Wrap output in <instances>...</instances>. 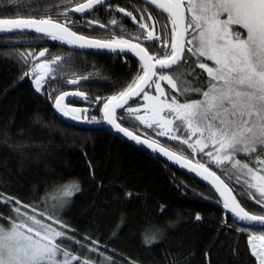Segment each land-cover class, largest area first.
I'll list each match as a JSON object with an SVG mask.
<instances>
[{
	"label": "snow or ice",
	"instance_id": "snow-or-ice-1",
	"mask_svg": "<svg viewBox=\"0 0 264 264\" xmlns=\"http://www.w3.org/2000/svg\"><path fill=\"white\" fill-rule=\"evenodd\" d=\"M67 2L70 0L63 4L64 11L58 13L65 17L64 23L57 22L51 14L39 19L32 14L27 18H0V34L34 30L73 47L116 55L131 52L138 57L141 70L123 90L90 101L93 106L103 104L102 120L95 116L89 119L88 108L68 106L69 96L90 100L81 91L56 95L55 109L75 121L105 122L126 137L190 167L197 174L206 173L204 179L212 178L213 187L223 198V208L235 221L242 222L237 231L248 235V245L257 264H264V234L257 235L253 227L264 230V215L247 211L233 194L234 189L205 163L197 161L193 165L187 157L160 146L156 140H142L118 122L132 117L147 128L157 129L158 136L186 145L193 155L207 156L208 163L218 169L228 168L223 174L230 180L234 177L236 183L241 184L240 195L264 209V155L261 154L264 153V0H144L154 6L160 16L166 15V21L153 17L147 8L136 9L140 12L139 20L124 7L109 9L131 17L137 31L127 32L122 21L113 18L110 25L119 28V34L114 31L106 39L73 31L71 25L77 21L70 19L68 12L87 14L107 0H83L72 8H68ZM84 23L89 28L97 24L101 28L108 27L98 20ZM46 52L19 54L26 63L28 59L38 60L31 72L25 73L34 75L37 92L42 91L56 71L54 66L63 60L61 56L39 59L45 57ZM182 67L191 68V71H182ZM197 68L202 72L198 74ZM174 69L177 70L175 74ZM189 76L195 80H189ZM89 79L91 76L76 77L67 83L78 85ZM162 82L170 91H166ZM153 88L154 94L150 91ZM193 95L200 98L190 99ZM49 98H52L51 93ZM133 98L142 101L135 108L128 106ZM118 110L126 115L118 117ZM253 154L256 155L254 162L250 160ZM239 155L249 159L242 161ZM79 190V183L70 181L56 190L55 196L44 197L42 205L22 206L30 208L31 212L22 210L19 206L22 202L17 200L18 206L13 208L15 218H7L10 227L5 229L0 225V264H94L89 258L63 247V241L84 247L74 236L68 235L65 231L68 224L60 215ZM13 199L0 194V203L7 204ZM201 219L197 214L196 220ZM154 242L155 236L150 241L145 240V243ZM88 250L99 251L91 246Z\"/></svg>",
	"mask_w": 264,
	"mask_h": 264
},
{
	"label": "trees",
	"instance_id": "trees-1",
	"mask_svg": "<svg viewBox=\"0 0 264 264\" xmlns=\"http://www.w3.org/2000/svg\"><path fill=\"white\" fill-rule=\"evenodd\" d=\"M77 1L67 2L68 8ZM65 2L0 0V18H27L32 14L39 19L51 14L54 19H62L58 13L64 11ZM148 5L153 17H157L159 11ZM68 15L76 18L73 13ZM116 19L122 21V26L126 24L125 18ZM25 40L34 43L1 44ZM47 46L48 39L41 34L0 36V194L14 198L7 204L0 203V221L8 222L7 216L18 206L17 200L25 210L23 205L32 204L61 184L77 181L80 191L65 216L80 232V236L68 235L86 244L80 246L81 257L93 262L108 257L110 264H257L248 235L237 231L241 225L207 186L116 137L102 128V123L81 128L62 121L54 112L53 101L67 89V77L91 76L82 81L80 89L95 100L123 90L141 70L140 63L133 57L84 52L58 41L42 59L61 56L63 60L54 66L56 71L42 91L37 92L34 75L25 73H30L38 61L28 59L26 63L19 54L39 53ZM196 72L202 70L197 68ZM188 79L195 80L191 76ZM89 114L102 120L100 106ZM117 115L125 116L122 111ZM121 123L195 162L206 163L234 189L246 210L264 215L260 205L240 195L241 187L213 164L193 155L191 149L153 131L147 133L129 118ZM197 214L202 217L199 221ZM84 235L101 242L95 247L98 252L83 253L87 245L93 247ZM153 236L156 242L145 243ZM72 248L78 253L77 248Z\"/></svg>",
	"mask_w": 264,
	"mask_h": 264
},
{
	"label": "flooded vegetation",
	"instance_id": "flooded-vegetation-1",
	"mask_svg": "<svg viewBox=\"0 0 264 264\" xmlns=\"http://www.w3.org/2000/svg\"><path fill=\"white\" fill-rule=\"evenodd\" d=\"M81 2H83V0H78L77 2L73 3L70 7L72 8L76 3H81ZM119 7H124L126 9V11H132L133 15H135L137 17V20L140 19V12L136 11V9L147 8L148 11H149L150 8H151L144 1H140V0H112V1L102 5L100 7H98L95 11H92L90 13L84 14L82 16H79V15H77L75 13H73V14L76 15V18L71 16V15H68V17L70 19L77 21V23L75 25H71L72 30L73 31H77V32H79L80 34H83V35H89V36L94 37V38H100V39L110 38L112 33L114 31L116 32V29H119V28H116L114 26H111L110 25V21L113 18H117L118 17V18H125L126 24L124 26H122V27L125 28L127 30V32L135 33L137 31V25L133 23L131 17H125L121 13L109 10V9H117ZM152 7L155 8L154 6H152ZM153 8H152V11H153ZM146 15H147V13H145V16ZM153 15H155V14H153ZM156 18L161 20V22H163V19H162L163 16H160L159 13L157 14ZM91 20H98L100 23L108 25V27L107 28H101V27L93 26V27L89 28L84 23V21H91ZM57 21L60 22V23H64L65 22V17L62 16V19H57ZM145 22L148 23L149 21H145ZM25 34H29V33H25ZM46 38L48 39V43H49V46H47V49H48L47 53H48L49 49H52L51 46H54L56 43H58V41L52 40L49 37H46ZM37 61H35V62H37ZM69 79H73V78H68V77L66 78L65 85L67 86V89H65L64 91H66V90H76V91H81L82 92V90L80 89V84L82 82L79 83L78 85H72V84H68L67 83V81ZM68 86L70 88H68ZM89 101H95V100L90 99ZM68 106H70V107L88 108L89 111L87 112V114L92 113V111H94L95 108H96V106H93V104L91 102L89 103V102H85V101H81V100H71V101L68 102ZM99 106H100V109H101L102 103L99 104ZM121 111L123 112L124 115H126V113L123 110H121ZM89 115L91 116V114H89ZM120 123H121V120H120Z\"/></svg>",
	"mask_w": 264,
	"mask_h": 264
},
{
	"label": "water",
	"instance_id": "water-1",
	"mask_svg": "<svg viewBox=\"0 0 264 264\" xmlns=\"http://www.w3.org/2000/svg\"><path fill=\"white\" fill-rule=\"evenodd\" d=\"M110 1H112V0H107L106 3L110 2ZM140 1H144V0H140ZM106 3H105V4H106ZM98 7H100V6H98ZM98 7H97V8H98ZM70 12H71V11H70ZM71 13H75V12H71ZM75 14H77V15H79V16L84 15V14H80V13H75ZM8 19H15V18H8ZM57 22H58V21H57ZM59 23H60V22H59ZM94 26H95V27H100L99 25H94ZM16 33H21V32H16ZM22 33H33V34H39V33H36L34 30H27V31L22 32ZM7 34H14V33H4V34H0V36H4V35H7ZM41 35H42V34H41ZM32 43H34L33 40L1 42V44H5V45H29V44H32ZM66 45H68V44H66ZM69 46H71V45H69ZM71 47L74 48V49H78V50L84 51V52L97 53V54H110V55H116L115 53H110V52H97L95 49H90V48H84V49H81V48H77V47H73V46H71ZM44 50H47V51H48V49H44ZM46 53H47V52H46ZM116 56H129V57H133V58H135V59L139 62L138 57H136V56H135L133 53H131V52H128V53H126V54H122V55H116ZM39 59H41V58H39ZM63 92H76V90H66V91H63ZM60 94H61V93H60ZM60 94H59V95H60ZM71 100H81V101H85V102H89V103H90V101L82 100V99L77 98V97H74V96H69V97L67 98V103H68L69 101H71ZM136 100H138V99H137V98H133V100L129 102V105L132 104V103H133L134 101H136ZM54 102H55V99H54V101H53V110H54V112L56 113L57 117H58L59 119H61L62 121L66 122V123H68V124L75 125V126H77V127H81V128H88V127H93V126H94V125H92V124H90V123H87V122L75 121V120H72V119H70V118H66V117L62 116V114L59 113V112L55 109V107H54ZM69 107H70V106H69ZM102 107H103V104H102ZM102 107H101V108H102ZM78 108H82V107H78ZM120 111H121V110H118V111H117V114H118V112H120ZM101 115H102V112H101ZM118 122H120V120H118ZM121 126H122V127H125V126H123L122 124H121ZM101 127L104 128L106 131L110 132L111 134L115 135L116 137H118V138H120V139H122V140H124V141H126V142H128V143H130V144H132V145H134V146L140 147V148H142V149H144V150L150 152L151 154L155 155V156H156L157 158H159V159H162V160L165 161L167 164L173 166V167L176 168L177 170H179V171L183 172L184 174L190 176L191 178H193V179H195V180L201 182L202 184H204L205 186H207L209 189H211V190H212V191H213V192H214V193L220 198V200H221L222 203H223V198L220 196V193L217 192V191L215 190V188L213 187V184H212V182H211L212 178L209 177L208 179H204V175H206V173L197 174V172L190 170V167H184V166H182L181 163H177V162H174L173 160L168 159L167 156L161 154L159 151H154L152 148H149L147 145L142 144V143H137L136 141H134V140H132V139L126 137L123 133L118 132L116 129L112 128L111 125H108V124L105 123V122H102ZM125 128H126V127H125ZM129 131H130V130H129ZM131 132H132V131H131ZM133 133H134V132H133ZM134 134L140 136L142 140H144V139H147V140H149V141L152 140V139H150V138H148V137H145V136H142V135H139V134H136V133H134ZM159 144H160V143H159ZM160 146L167 148L166 146H164V145H162V144H160ZM167 149H169V148H167ZM169 150H170V151H173V150H171V149H169ZM173 152H175V151H173ZM176 153H177V152H176ZM177 154H179V153H177ZM179 155H181V154H179ZM182 156H183V155H182ZM188 159H189V158H188ZM189 160H191V159H189ZM191 161H192V164H193V165L197 163V162H195V161H193V160H191ZM207 167H208V166H207ZM211 170H212V169H211ZM212 171H213V170H212ZM217 175H218V174H217ZM219 176H220V175H219ZM221 179H223V178L221 177ZM223 180H224V179H223ZM225 182H226V181H225ZM226 183H227V182H226ZM233 194L235 195L234 192H233ZM226 211H227V213L232 217V219L235 221V218L233 217V215H232L228 210H226ZM250 213H251V212H250ZM252 214H253V213H252ZM235 222H236L237 224H239V225L242 226V222H239V221H235ZM253 227H254L255 230L264 231V230H261L258 226H253Z\"/></svg>",
	"mask_w": 264,
	"mask_h": 264
},
{
	"label": "rangeland",
	"instance_id": "rangeland-1",
	"mask_svg": "<svg viewBox=\"0 0 264 264\" xmlns=\"http://www.w3.org/2000/svg\"><path fill=\"white\" fill-rule=\"evenodd\" d=\"M149 12H150V10H149ZM163 19H164V22L166 21V18H164V16H163ZM170 27V26H169ZM210 63V62H209ZM162 86H164L165 87V89L166 88H168V86H167V84L166 83H163L162 82ZM169 89V88H168ZM170 90V89H169ZM153 94L155 93V90H154V88L153 89H151L150 90ZM166 91H167V89H166ZM142 101L141 100H136V101H134L132 104H130V105H128L129 107H133V108H135V107H137V106H139V104L141 103ZM141 115L143 114V111H141V113H140ZM91 117H89V119H90ZM129 121L130 122H134L135 124H137V125H139L140 127H142V128H144V131L145 132H147L148 133V131H153V133L154 134H157V129H155V128H152V129H150V128H147L145 125H143V124H140L139 123V121H136L134 118H132V117H129ZM91 124H94V123H91ZM126 127V126H125ZM126 128H128L130 131H132V132H134V133H136L135 131H133L130 127H126ZM142 131V130H141ZM143 131V132H144ZM137 134V133H136ZM166 138H168V137H166ZM169 139V138H168ZM176 142H178V141H176ZM179 143V142H178ZM180 144V143H179ZM180 145H182V144H180ZM182 146H186V145H182ZM187 147V146H186ZM208 150H211V149H208ZM262 155H264V153H261ZM198 156H200L201 158H204V161L206 160V161H208V157L207 156H205V155H203V154H198ZM238 158L239 159H241L242 161H245V160H248L249 158L248 157H246V156H244V155H239L238 156ZM255 159H256V155L255 154H253L252 156H251V158H250V160L251 161H255ZM204 163V162H203ZM206 164V163H205ZM214 165V164H213ZM215 166V165H214ZM250 166H254V165H252V164H250ZM215 168L216 169H218L216 166H215ZM222 173L223 172H227L228 171V168H225L223 171L221 170V169H219ZM226 176V175H225ZM227 177V176H226ZM228 178V177H227ZM230 181H232V182H235L236 183V181H235V178L233 177V179H231ZM67 183H64V184H61V185H59V187H56L54 190H52V191H50L47 195H45V196H43L42 198H40V199H38L37 201H34V202H32V204H30V205H34V204H40V205H42V203H43V198L44 197H46V196H55L56 194H57V191L56 190H58V189H60L63 185H66ZM237 184V183H236ZM237 187H241V184H237ZM80 191V190H79ZM78 191V192H79ZM241 191V190H240ZM78 192H76V193H78ZM75 193V194H76ZM75 194L71 197V199H70V201L68 202V204H67V207H65L63 210H62V212L60 213V215H61V219H62V221H64V222H66L67 224H68V229H65V231H68V233H76V234H79V236H80V232L76 229V227L66 218V216H65V214L67 213V211H69L68 210V208H69V205H70V203H71V201H72V199L74 198V196H75ZM52 201H50V203H51ZM255 203V202H254ZM26 211H29V212H31V209L29 208V209H25ZM248 211V210H247ZM250 212V211H249ZM253 214H255V213H253ZM264 214V213H263ZM256 215H262L261 213L260 214H256ZM7 218H15V214H14V212H12L11 213V215H8L7 216ZM8 220V219H7ZM0 225H2L5 229H7V228H9L10 227V223L9 222H7V223H4V222H2V221H0ZM58 227V226H57ZM255 232H256V234L257 235H260V234H264V231H260V230H255ZM84 237L86 238V239H88V240H90L89 239V237L88 236H86V235H84ZM75 240H77V241H79L78 239H76L75 238ZM93 241H97L98 243L97 244H92V242ZM90 244L93 246V247H99V246H101V242L98 240V239H91L90 240ZM86 245V244H85ZM84 245V246H85ZM63 247H65V248H67L68 250H70L72 253H74V251H73V248L72 247H74V248H77V252L78 253H75V254H78L79 256H80V245H78V246H75V244L74 243H72V242H70V241H63ZM87 248H89V246L87 245ZM84 254H89L90 253V251L89 250H86L85 252H83ZM95 264H110L109 263V261L107 260V259H105V258H97L96 259V261L94 262Z\"/></svg>",
	"mask_w": 264,
	"mask_h": 264
}]
</instances>
